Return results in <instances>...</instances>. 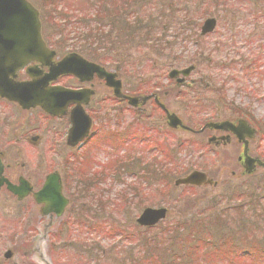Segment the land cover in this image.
Returning a JSON list of instances; mask_svg holds the SVG:
<instances>
[{
    "label": "rangeland",
    "instance_id": "374dc122",
    "mask_svg": "<svg viewBox=\"0 0 264 264\" xmlns=\"http://www.w3.org/2000/svg\"><path fill=\"white\" fill-rule=\"evenodd\" d=\"M29 1L43 13L49 42L59 53L66 48L80 49L72 46L74 39H64V32L57 34L61 23L69 16L72 22L75 17L89 22L84 30L88 34L92 32L89 41L95 35L101 36L99 32L110 27L108 22H115L116 45L102 41L95 48L86 49L85 54L115 68L132 95L158 90L160 101L191 129H199L209 120L235 115L247 118L259 129L257 149L259 147V154L264 157V19L255 24V17L251 15L257 10L264 13V1L230 0L231 7L225 6L227 10L222 5V8L220 5L207 8L209 0H205L202 9L188 4L192 14L189 17L198 24L196 30L199 31L206 17L217 19L215 31L201 38L200 43L194 42L190 28L178 36V41L180 38L182 41L177 42L178 26L174 19H182V14L178 12L172 17L168 10L164 11L170 0H156L152 5L145 3L140 10L134 6L121 8L120 4L116 7V0H98L100 8L97 10L94 9L96 0ZM226 1L222 0L223 4ZM102 2L114 3L115 8H103ZM172 4L182 7L181 0ZM245 14L248 17L242 22ZM132 16H151L156 20L155 26L149 27L150 32L159 38L161 45H164L162 40L166 41V48L157 47V51L148 48L144 44L145 32L142 38L136 37L139 35L132 32ZM123 23L129 28L126 32ZM81 45L86 46L83 42ZM203 46L207 50L204 57L209 58V62L200 61L186 78V82L193 83L190 89L175 87L167 78V72L173 67L187 66L179 59L190 58L197 47ZM173 51L176 56L170 54ZM241 68L246 70L241 71ZM207 75L215 85L200 81L201 76ZM198 83L201 85L196 88ZM121 107L123 117L115 124V129L124 130L132 122L126 128L131 132H121L120 137H115L113 153H107L111 147L106 146L88 149L83 174H71L70 164L74 163L69 161L68 166L57 168L71 175L77 183L80 179L76 178L80 176L86 188L80 199H72L62 216L63 225L53 235L49 252L55 263L137 264L132 258L140 257L139 261L147 264H264L261 259L264 255V200H258L264 196V168H258L252 176L240 175L241 169L228 162L231 152L211 151L202 135L186 130L169 132L164 113L154 103L146 104L138 119H133L134 110L127 104ZM143 129H150L151 141L147 146L152 148L155 142L165 144L163 151L146 152L148 148L139 141L140 137H146L147 131ZM122 134H126V141ZM59 154L67 158L65 151ZM123 158L134 162L126 163ZM55 159L60 160L59 156ZM77 169H82L79 164ZM192 170L208 173L217 184L174 186L177 178H183ZM161 206L168 209L166 219L148 229L136 225L135 219L143 208ZM32 207L30 200L18 202L0 193V264H35L17 252L22 250L19 241L32 232L33 223L40 219L34 211L28 213ZM21 216H26L27 225L22 223L25 218L21 221ZM8 250L13 256L4 259L3 253ZM245 251L252 252L254 258L247 255L235 259L236 254Z\"/></svg>",
    "mask_w": 264,
    "mask_h": 264
},
{
    "label": "flooded vegetation",
    "instance_id": "af4514ba",
    "mask_svg": "<svg viewBox=\"0 0 264 264\" xmlns=\"http://www.w3.org/2000/svg\"><path fill=\"white\" fill-rule=\"evenodd\" d=\"M45 36L48 35L43 33L42 37L46 42ZM46 45L54 51V56L50 59L51 64L75 53L100 69L73 57L69 59L70 71L67 73L54 74L50 72L48 66L37 60H30L15 73L13 78L15 83L39 80L44 84V90L49 93L53 92L55 88H62L65 91L63 92L64 95L54 97L55 101L63 102L59 108L60 112L54 114L37 106L22 107L19 103L0 96V161L2 164L1 175L4 179L0 185V193L6 194L8 198L18 202L32 201L34 207L28 213L34 211L35 215L37 214V217L40 218L33 223V230L37 224H41L45 230L51 223L55 222L57 225L56 232H58L63 225L62 216L68 211L72 199L81 198L86 188V182L82 181L79 176L76 178L77 181L80 179L77 183L72 180L71 175L69 177L66 172L57 168H61L62 165L68 166L69 161L74 163L73 165L70 164L71 174L74 172L83 174L86 171L84 164L87 160L88 149L106 146L111 147L107 153H113L115 150V133L117 135H120L121 132L129 134L131 131L126 130V128L132 122H127L129 126L126 125L124 130L115 129V124H118V120L123 117L124 108L121 105L127 104L125 99L115 97V75H107L108 72L115 73V68H109L97 62L94 58L86 56L83 51L66 48L64 52L59 53L47 42ZM121 81L122 94H131L125 88L122 79ZM141 107L140 104L130 107L134 110L133 119L140 117ZM231 117L237 118L239 116ZM228 121L231 125H228L227 128L205 129L197 135H202V138L206 137V146L211 151L231 152V157L228 156L227 159L236 168L243 166L244 145H246V156L254 160L264 161V157L259 154V147L257 149L260 138L257 134L259 129L257 130L250 121H247V126L255 128V133L249 136L251 133L249 127L245 125L239 127L238 119L233 118L228 119ZM74 123L77 124V132L69 138ZM143 131L147 130L143 129ZM148 131L146 137H140L141 145L144 147L151 141ZM206 133L208 135H205ZM164 146L165 144H161V146L156 144L155 149L163 151ZM60 151H65L67 158L61 157ZM57 156L60 158L58 161L55 159ZM73 156L74 158H72ZM78 164L82 169H77ZM74 165H76L75 169ZM48 176L51 178L45 187ZM11 189H14L15 192ZM57 189L60 191V198L66 200L61 213L58 215L54 212V204L51 208L52 203L48 205L47 202L41 201L42 199L54 198L56 196L54 192ZM25 210L22 211L23 213L21 212L23 216ZM23 216L20 220L25 218L22 223L27 225L26 221L28 220L26 216ZM73 222L76 224V221ZM49 243L52 244V239Z\"/></svg>",
    "mask_w": 264,
    "mask_h": 264
},
{
    "label": "water",
    "instance_id": "95a60500",
    "mask_svg": "<svg viewBox=\"0 0 264 264\" xmlns=\"http://www.w3.org/2000/svg\"><path fill=\"white\" fill-rule=\"evenodd\" d=\"M214 26L215 20L213 18L206 19L201 27V34L212 31ZM25 42H30V44H26ZM25 47H32L35 50L31 54H23L20 51ZM44 56H53V52L48 51L41 39L40 22L37 10L26 0H0V96L7 97L11 100H18L23 106H39L46 112L59 113V107L62 106L63 103L60 100L55 101L54 97L64 95L63 93L58 92V90L49 93L47 90H44V84L39 80L24 83H13L12 80L8 78V75L14 76L15 71L23 67L30 59L42 61L41 58ZM72 57H77L84 61L79 56L70 54L58 64L52 65L50 71L54 72V74L68 72L70 70L68 61ZM44 63L46 65L50 64L48 61ZM192 70L193 66H189L181 70L172 69L169 71L168 77L175 78L178 75L185 77ZM181 80V78L177 79L178 82ZM120 86V81L115 80V96L120 95ZM51 95H53V97H51ZM127 99L128 103L131 105H135L137 102V99L134 97H128ZM145 99L146 98L144 97L141 98L142 101ZM166 113V119L169 126L175 127L181 124L180 120L174 114H170L167 111ZM225 124V122L222 123V125ZM206 126L216 125L208 123ZM184 128L186 129V127ZM76 132L77 124L74 123V127L72 128L69 138L73 137ZM75 138L78 137L75 136ZM261 164L264 166V163ZM245 170L250 172L251 167H247ZM1 182L2 179L0 178V184ZM210 182L211 180L207 178L205 173L192 171L187 176L177 179L175 181V185L189 184L200 186ZM46 185H48V182ZM56 195L59 196L58 190ZM44 202H47L48 205L53 203L51 200L46 201V199ZM63 203L64 201L62 200V205L58 212L62 210ZM165 214V208H145L136 221L142 226H152L159 220L163 219ZM4 256L8 257L9 254L6 253Z\"/></svg>",
    "mask_w": 264,
    "mask_h": 264
},
{
    "label": "trees",
    "instance_id": "16d2710c",
    "mask_svg": "<svg viewBox=\"0 0 264 264\" xmlns=\"http://www.w3.org/2000/svg\"><path fill=\"white\" fill-rule=\"evenodd\" d=\"M116 1H117V2H115L116 7H118L119 4H120L121 6H123L121 8H126V7L127 8H130V7H133V6L135 7L136 5H138V8H142V6L145 3H148V4L152 5L154 3V1H156V0H147V2H146V0H116ZM235 1H237V0H235ZM94 2H96V4L94 5V9H96V10L99 9L100 8L99 7V3L100 2L98 0H96ZM172 2H178V0H170L169 3H167L166 6H164V11H167L168 10V12L170 13V15H171V9L173 11L174 10L173 9L174 6L177 5V4H175V5L172 4ZM190 2H191L190 0H183L182 1V4L185 5V7H186V9H185V11L183 13L184 19L190 15L188 13L189 10H188V7H187L188 4H190ZM204 2H205V0L198 1V8L202 9L201 7L203 6ZM137 3H139V4H137ZM113 4L112 3L111 4H106V3H103V2L101 3V5L104 6L103 8H105V6H107V7H110L111 6L112 8H115V5H113ZM209 4L206 3L207 8L210 7V6L217 7L219 4H221L223 6V2L221 3V1H219V0H209ZM231 4H233V3H231ZM225 5H227V4L225 3ZM162 6H163V4H162ZM230 7H231V5L229 7H227V8H230ZM159 8H161V7H159ZM144 10H146V8ZM225 10H227V9H225ZM164 11L162 13L161 18L159 16L160 23H162V21L164 19L163 18ZM202 12L204 13V12H207V11L205 9V11H202ZM96 15H97V13H96ZM68 18H66L64 20V21L67 20L66 22L61 23V27H60V30H59L58 34L60 35V34H62L64 32L65 33L64 34L65 35V38H64L65 40H67V38H70L69 40L74 39L75 41L72 43V46H78V48L80 47V49H78V50L84 52L88 48H93V47L95 48L97 45H100L102 41H104L105 43L109 44L110 46L116 45V41H117V38L118 37L115 36L116 35L115 34L116 33L115 22H113V21L108 22L107 24L110 27H108L106 30H104L103 33L102 32H99V34H101V36H96L95 35L94 38L91 41H89L90 36L92 35V32L88 34L87 31H84L85 30V27L88 25L89 22L84 23V21H83V19L81 17H75V19H74L73 22L76 23V22L79 21V24L75 25ZM132 18H133V20H132V23L133 24L132 25H134V29L132 30V32L133 33H136L137 35H139V36H136V37H140V38L143 37L142 34L145 32L144 35L147 38L144 39V44H147V47L148 48H151V49L155 48V50H156L157 47H162V46H164V48H166L165 47L166 46V41H163L161 39L162 42H163V44H164V45H161V43H158V39L159 38L158 37H153L154 35L152 36V34L150 32L151 29L149 27L150 26H152V27L155 26L153 24V22L155 23L156 20H153L151 16H147V17H145V16H143V17H139V16L134 17V16H132ZM184 19L183 20H180L181 22H179L178 25H180V23H182V24H190L189 23V20L187 21V20H184ZM151 22H152V24H151ZM95 23L97 24V22H95ZM126 25H128V24H126ZM125 27L126 26L123 23V29L126 32L127 30H129V28H125ZM147 28L149 30V33H148ZM163 29H164V27L161 30H163ZM113 30H115V32H113ZM182 33H183V31L182 32H179L178 35L176 33V37L175 38L177 39V37L180 36V34H182ZM70 34H71V37H70ZM149 34H150V36H149ZM101 39H103V40H101ZM140 41H142V40H140ZM78 42H81V43L79 44ZM82 42L84 44H86V46L85 45H81ZM94 43H96V45H94ZM144 46H146V45H144ZM170 54H175V51L170 52ZM161 55H163V53H161ZM204 56L205 55H203V52L201 51L199 53L192 54L191 56H188L190 58L183 57L184 58V61H181L178 57L177 58L179 59V61L181 63L184 62L185 64H195V65H197V64H199L200 61L209 62L208 58H205ZM200 58L202 60H200ZM200 81L203 84H206V85H209V83H211V81L213 82V80L211 79V76L210 75L209 76L207 75L205 77H202L201 76ZM200 85L201 84H197V86H200ZM143 258H146V257H143ZM140 259H134V261L137 264H144V263L147 264L146 261H143L144 263L143 262H140L139 261Z\"/></svg>",
    "mask_w": 264,
    "mask_h": 264
}]
</instances>
